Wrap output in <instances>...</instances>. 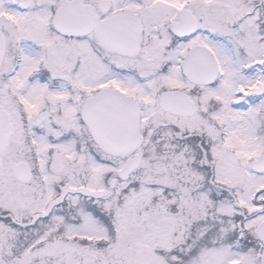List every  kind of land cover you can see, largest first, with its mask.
Instances as JSON below:
<instances>
[{
    "label": "snow or ice",
    "instance_id": "obj_1",
    "mask_svg": "<svg viewBox=\"0 0 264 264\" xmlns=\"http://www.w3.org/2000/svg\"><path fill=\"white\" fill-rule=\"evenodd\" d=\"M0 264H264V0H0Z\"/></svg>",
    "mask_w": 264,
    "mask_h": 264
}]
</instances>
